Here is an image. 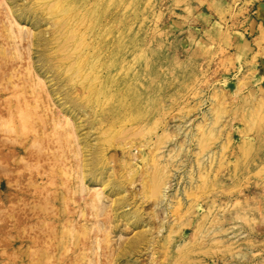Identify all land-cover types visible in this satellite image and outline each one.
I'll list each match as a JSON object with an SVG mask.
<instances>
[{"label":"rangeland","instance_id":"rangeland-1","mask_svg":"<svg viewBox=\"0 0 264 264\" xmlns=\"http://www.w3.org/2000/svg\"><path fill=\"white\" fill-rule=\"evenodd\" d=\"M0 264H264V0H0Z\"/></svg>","mask_w":264,"mask_h":264},{"label":"bare ground","instance_id":"bare-ground-1","mask_svg":"<svg viewBox=\"0 0 264 264\" xmlns=\"http://www.w3.org/2000/svg\"><path fill=\"white\" fill-rule=\"evenodd\" d=\"M56 3V2H55ZM60 4V3H59ZM54 6V7H53ZM53 6H51L50 7V9H52V7H53V11H55V12H58V11H65L66 9H65V4L64 5H58V4H55V5H53ZM47 9V8H46ZM65 17L66 16H64V15H62L58 20H57V28H56V30H55V32L54 33H58V35L60 34V35H62V32H63V30H62V28L64 27V25H62L61 23H62V21L65 19ZM10 30V29H9ZM56 33V34H57ZM55 34V35H56ZM58 35H57V37H58ZM56 37V36H55ZM53 38H54V36H53ZM60 39V38H59ZM54 40H58L57 38H54ZM68 48V47H67ZM64 49V48H63Z\"/></svg>","mask_w":264,"mask_h":264}]
</instances>
